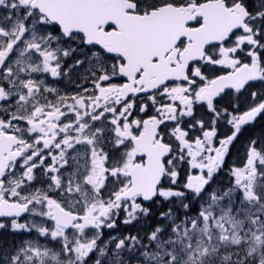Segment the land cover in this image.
Wrapping results in <instances>:
<instances>
[{
    "label": "snow or ice",
    "instance_id": "obj_1",
    "mask_svg": "<svg viewBox=\"0 0 264 264\" xmlns=\"http://www.w3.org/2000/svg\"><path fill=\"white\" fill-rule=\"evenodd\" d=\"M262 123L264 0H0V264H264Z\"/></svg>",
    "mask_w": 264,
    "mask_h": 264
},
{
    "label": "flooded vegetation",
    "instance_id": "obj_2",
    "mask_svg": "<svg viewBox=\"0 0 264 264\" xmlns=\"http://www.w3.org/2000/svg\"><path fill=\"white\" fill-rule=\"evenodd\" d=\"M264 128V123L257 125L254 129H251L250 131H246L239 140L236 141L235 146L233 147L232 151L233 153L237 151H241L243 147V141H245V137L249 135V133L255 134L256 131L263 129ZM225 129L222 127L221 131L223 132Z\"/></svg>",
    "mask_w": 264,
    "mask_h": 264
},
{
    "label": "rangeland",
    "instance_id": "obj_3",
    "mask_svg": "<svg viewBox=\"0 0 264 264\" xmlns=\"http://www.w3.org/2000/svg\"><path fill=\"white\" fill-rule=\"evenodd\" d=\"M263 129H264V128H263ZM261 130H262V129L256 131L255 134H258ZM243 142H245V141H243ZM234 154H235V152H234ZM237 162H238V161H237Z\"/></svg>",
    "mask_w": 264,
    "mask_h": 264
},
{
    "label": "trees",
    "instance_id": "obj_4",
    "mask_svg": "<svg viewBox=\"0 0 264 264\" xmlns=\"http://www.w3.org/2000/svg\"><path fill=\"white\" fill-rule=\"evenodd\" d=\"M251 134H253V133H249V135H251ZM249 135H248V136H249ZM248 136H246V137H248ZM246 137H245V139H246Z\"/></svg>",
    "mask_w": 264,
    "mask_h": 264
}]
</instances>
